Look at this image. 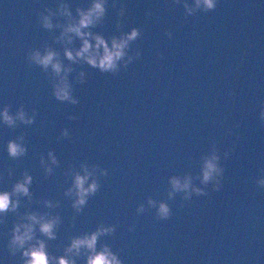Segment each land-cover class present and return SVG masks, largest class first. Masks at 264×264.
<instances>
[{
  "label": "water",
  "instance_id": "water-1",
  "mask_svg": "<svg viewBox=\"0 0 264 264\" xmlns=\"http://www.w3.org/2000/svg\"><path fill=\"white\" fill-rule=\"evenodd\" d=\"M57 2L0 0V109L7 104L14 115L23 105L34 115L31 125L0 124V191L11 192L25 172L32 177L31 201L13 197L17 212L0 216V264H22L21 252L10 256L6 245L13 223L28 222L27 212L59 217L55 240L35 230L53 257L65 256L72 238L103 226L114 230L97 238L96 251L107 246L121 264H264V188L257 184L264 178V0H216L207 12L195 0H116L115 8L107 0L103 23L91 31L106 39L132 27L142 32L129 45L140 57L116 74L64 58L52 41L60 29L44 30L38 19ZM65 2L75 14L89 0ZM45 43L71 64L76 104L56 101L51 69L28 60L34 48L43 54ZM79 46L75 39L70 47ZM20 135L27 153L12 160L6 142ZM213 152L222 172L205 184L203 163ZM84 168L91 173L85 187L95 180L98 188L77 212L74 175ZM172 178H189L187 197L173 192ZM160 203L169 218L157 216ZM89 254L82 248L66 258L86 264Z\"/></svg>",
  "mask_w": 264,
  "mask_h": 264
},
{
  "label": "clouds",
  "instance_id": "clouds-1",
  "mask_svg": "<svg viewBox=\"0 0 264 264\" xmlns=\"http://www.w3.org/2000/svg\"><path fill=\"white\" fill-rule=\"evenodd\" d=\"M173 5L180 3V0H171ZM107 0H89L87 7L75 8V14L70 10V6L65 0H58L55 9L45 7L44 12L47 15L40 14L38 16L40 26L44 30L50 32L54 29H60L59 35H53V43H59L63 46V56L67 61L71 63L86 62L87 65L94 69H98L101 73H118L121 68L126 69L135 59L139 58L141 53L139 50L132 51L129 54L130 42L136 41L142 32L137 27H132L128 32H120L119 36H111L106 39L101 34H97L90 29L95 28L97 25H101L106 15ZM112 7H116V0H113ZM216 7V0H195V8L201 11L207 12L214 10ZM184 9L188 15H192L193 8H190L187 3L184 4ZM125 15L124 6L121 5L116 10V28L119 30L122 27L121 18ZM146 16H151V12H146ZM55 18V23H53ZM166 35L171 37V32H166ZM78 39L80 46L78 48L70 47L73 41ZM160 57V53H157ZM28 60L37 66H40L45 72L50 68L52 75L56 78L52 82V95L58 102H68L76 104L78 101L71 95L72 84L69 82L68 74L73 71L71 64L65 66L60 60L59 53L47 45L43 46V54L39 49H33L30 54H27ZM118 62H121L118 66ZM83 73L79 74V77H83ZM77 82L83 83L82 79H78ZM229 95H232L231 93ZM260 119L262 126H264V99L260 100ZM74 117H69L73 119ZM19 121L24 125H31L34 122V115L28 116L21 105L15 114H11L9 111V105L5 104L0 109V124L12 129L16 127V122ZM63 136H67L66 130L62 132ZM24 137L20 135L15 140L9 139L6 142V151L9 158L17 160L23 157L27 153V148L24 146ZM48 156L52 164H56V158L51 152ZM218 156L213 154L206 158L202 168V183L207 184L214 178V175L219 176L222 169L218 167ZM43 164V159H41ZM83 167V166H82ZM11 175V169L8 170ZM52 169L45 166V173L50 174ZM89 175L91 173L87 168H84V175H74V189L76 196L73 202V208L77 212L86 203V199L89 195L94 194L97 191L98 184L95 180L85 187ZM171 185L173 192L185 191L186 197L188 195L187 190L190 187L189 178H185L183 183L177 178L171 179ZM32 183V177L24 173L22 181H17L11 192L0 191V216H6L7 213H16L20 204L19 199H13V197L26 196L31 201L32 196L29 192V185ZM219 185V181L216 182ZM257 184L264 188V178L257 180ZM215 190V189H214ZM192 191L200 194L201 189L193 188ZM67 195L73 194V189H68ZM172 193H169V197ZM46 207H53L51 202L43 201ZM155 202L149 200V204L153 205ZM139 211H143V206H140ZM157 216L160 219H167L170 216V209L167 204L160 203L157 208ZM23 219H26L27 223H13L10 230V239L7 242V250L10 256H15L17 250L21 252L22 264H74V260L66 258L68 254L79 255L81 249H87L90 253L87 256L86 264H121V261L113 255L107 246H102L101 251H96L97 238L103 234H110L113 232L112 227H98L97 230L91 234H86L82 237H75L71 239V243L64 249L65 256L53 257L46 248L45 240L36 238L35 230L38 226V231L41 236L47 240H55V229L59 224L58 216H50L48 213L39 214L36 212H27L24 214ZM3 223V220H0ZM22 229V231H21ZM32 241H35L32 243Z\"/></svg>",
  "mask_w": 264,
  "mask_h": 264
}]
</instances>
